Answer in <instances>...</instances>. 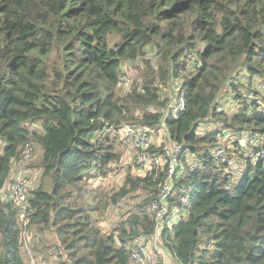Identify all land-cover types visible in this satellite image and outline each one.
Wrapping results in <instances>:
<instances>
[{
    "label": "trees",
    "instance_id": "trees-1",
    "mask_svg": "<svg viewBox=\"0 0 264 264\" xmlns=\"http://www.w3.org/2000/svg\"><path fill=\"white\" fill-rule=\"evenodd\" d=\"M186 52L198 56L197 69L184 65ZM125 61L148 68L139 90L119 96ZM242 68L251 79L264 75V0H0V264H26L18 214L1 192L27 144L41 151L44 180L28 199L30 243L47 246L51 232L55 264H130L127 246L154 233L147 205L163 174L127 177L111 195L90 187L83 171L105 178L116 159L112 131L104 129L128 119L150 132L163 124L170 142L190 153L214 147L224 129L264 135V113H248L231 82L242 107L229 117L217 111ZM169 79L182 82L185 110L177 120L147 112H165L155 82ZM208 119L221 130L199 136ZM255 154L231 191L208 152L201 169L176 181L192 187V207L161 239L178 264H264V151ZM137 191L147 198L111 235L102 233L96 223L108 207Z\"/></svg>",
    "mask_w": 264,
    "mask_h": 264
},
{
    "label": "rangeland",
    "instance_id": "rangeland-1",
    "mask_svg": "<svg viewBox=\"0 0 264 264\" xmlns=\"http://www.w3.org/2000/svg\"><path fill=\"white\" fill-rule=\"evenodd\" d=\"M196 49L200 51L201 47L198 46ZM183 58L184 65L187 64L186 66L193 65V63L191 62L192 58L193 60H198V56L195 53L191 52H186L183 55ZM196 64L197 66H194L195 69L199 67V64L197 62ZM147 68L148 67H146L142 62H123L121 65V81L117 89L118 95L125 96L128 92L131 91V89L139 90L143 84V81L145 80V73ZM149 68L154 71L157 69L156 65L153 63L151 64V66L149 65ZM189 72L191 71H181V73H179V76L185 77ZM230 82L234 84L237 92L241 95L242 104L246 102L249 106L248 113H251L254 107L257 108L259 112L264 113V75H257L251 79L244 68L239 71L238 75L232 76L231 81L229 80V82L226 84L224 91L216 101L217 111H221L225 114V116L229 117L242 107V104H239V100L236 99L235 92L231 90ZM181 83V80L178 81L177 79H169L166 84L162 85L156 81L155 84L159 87V91L161 94L160 102L166 101L164 107L165 112L157 107L149 108L147 112H162L164 118H166L169 112L170 105L175 99ZM141 115L142 112H137L134 118H140ZM125 125L137 126V124H135L131 119L125 121V123L121 126ZM219 127H221V124L214 123L211 121V119H208L207 125L202 126V128L197 131V134L199 136H204V134H208L215 129H219ZM111 130L112 133H110V135L108 136L110 139L109 144L113 146L116 159L115 161L109 163V165L107 166L105 178H92L93 175L95 176L94 168L85 170L82 173L83 176L90 177V180L88 182L90 187H98L99 192L102 191L103 194L107 195L115 194L116 192H118L119 189L124 185L127 177H130L132 179L146 177V174H144L143 170H141V168L135 163V152L133 150L131 142L121 139V137L119 136V129L114 130L112 128ZM228 132L232 136L231 140L227 138L228 135L227 137L220 139L219 135L221 133L227 134ZM148 134L154 153L163 152L164 149H167L171 146L167 129L163 124L160 125L158 131H149ZM245 139L246 144L242 146L240 145V147H238L237 142ZM215 140L216 143L214 144V147H223L230 160H233L232 165L237 166L238 171L242 173L245 170V163L247 162V159L254 162V160L257 159V155L255 154V152L257 150L264 151V135L262 134L251 135L248 131L233 133V131L224 129L223 131L217 132ZM33 148L34 155L29 162L24 165H20L18 159L17 161H14L12 163L10 177L5 187L8 186L11 178L17 176L18 174H21V170L23 172L22 175L26 177V181L28 182L27 190L29 194L31 191L37 189L41 186L42 183H44V180H42V168L40 164L42 154L37 145H33ZM210 149L211 148L205 150L202 147L197 151V153H190L188 151L187 155H184L180 161L177 170L178 176H183L187 170L192 171L193 169H201L203 167L202 157L205 155V152H209ZM227 173H232L231 167L223 168L219 172L220 176L227 181L225 189L231 191V189L234 188L236 182H239L241 180L243 174L234 173L231 175H227ZM146 198L147 194L145 192L137 191L127 195L116 205H110L103 217L98 221L100 227L99 230L101 232H104V234L107 233L106 235H111L122 222H125L128 217L136 211L137 206L140 205ZM3 202L6 203L4 200ZM33 230L34 229L30 230L32 236L34 234ZM45 235L47 239H45V243L47 244V246L44 244V248V245H36V240H32L31 244L29 233L28 235L26 234V237L24 239L20 240L22 251L25 255L24 258H26L24 259L26 264L27 262L30 264L31 260L33 261V263L38 262V264H55L58 261V255L55 249L58 246V243H55L56 239L51 237V232L46 231ZM116 235L117 234L115 233V236ZM140 239L142 240V242L140 243L147 248V254L144 260L138 264H156L159 261L161 262V264L176 263L171 255H169L168 251L164 248L162 239L155 243H149L147 237L144 236H141L139 240ZM139 240L137 239L134 244H130L129 247L127 246V248H129L130 250L133 249L135 243H138ZM33 253L35 255H33ZM59 254L63 256L64 259L66 258V253L62 249H60Z\"/></svg>",
    "mask_w": 264,
    "mask_h": 264
},
{
    "label": "built area",
    "instance_id": "built-area-1",
    "mask_svg": "<svg viewBox=\"0 0 264 264\" xmlns=\"http://www.w3.org/2000/svg\"><path fill=\"white\" fill-rule=\"evenodd\" d=\"M191 62L193 63L191 70H193L195 68L194 66H197V60H193L192 58ZM120 81L119 78V84ZM184 110V94L179 89L175 99L170 105L169 117L173 120H177L179 114ZM111 129V127L106 126L104 132L109 133L112 131ZM148 133L149 131L146 128L134 125H125L119 128V136L121 139L131 142L135 152V163L143 170L144 174H148L149 176L152 175L154 178L159 174H163L162 183L159 185L153 199L147 205V211L150 213L155 224L154 233L147 237V239L149 243H155L161 240V235L165 230L170 231L174 225L189 215L192 207V187L189 186L188 183H176L180 177H183L178 176L177 170L181 159L184 155L186 156L188 152L184 145L171 143V146L164 149L163 152L151 153L150 149L152 148V144L149 140ZM219 137L220 139L227 137L231 140L232 136L228 132L227 134L221 133ZM237 143L242 146L246 144V139L240 140ZM208 153L212 162V167L217 171L220 172L223 168L231 167L232 173H227V175L234 173L243 174L238 171L237 166L232 165L233 160H230L223 147L215 146L211 148ZM33 155V145H25L20 153L19 164H26L33 158ZM20 173L21 174L11 178L7 187L4 186L1 192V199L3 198L5 202H11L16 209L19 217V226L22 228L20 239L22 240L26 237V228L29 222L27 210L29 208L28 199L30 194L27 190L28 182L26 181V177L22 175V170ZM140 242H142L141 239L138 243H135L134 248L130 250V264L141 263L146 257L147 248ZM31 263L38 264L37 262L33 263L32 260Z\"/></svg>",
    "mask_w": 264,
    "mask_h": 264
},
{
    "label": "crops",
    "instance_id": "crops-1",
    "mask_svg": "<svg viewBox=\"0 0 264 264\" xmlns=\"http://www.w3.org/2000/svg\"><path fill=\"white\" fill-rule=\"evenodd\" d=\"M2 201H3V198H2ZM96 226H97V228L99 229L100 227H99V222H97L96 223ZM102 233H104V232H102ZM105 234H107V233H105ZM170 255V254H169ZM176 262V261H175ZM174 264H178L177 262L176 263H174Z\"/></svg>",
    "mask_w": 264,
    "mask_h": 264
}]
</instances>
